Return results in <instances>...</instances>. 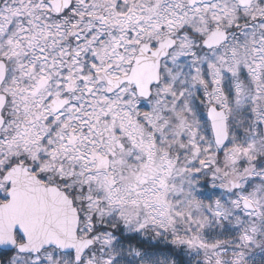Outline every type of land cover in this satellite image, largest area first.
I'll return each instance as SVG.
<instances>
[{
	"label": "snow or ice",
	"instance_id": "obj_1",
	"mask_svg": "<svg viewBox=\"0 0 264 264\" xmlns=\"http://www.w3.org/2000/svg\"><path fill=\"white\" fill-rule=\"evenodd\" d=\"M0 264H264V0H0Z\"/></svg>",
	"mask_w": 264,
	"mask_h": 264
}]
</instances>
